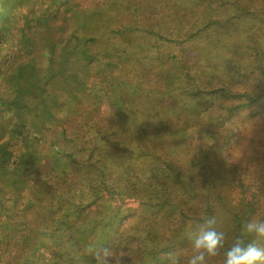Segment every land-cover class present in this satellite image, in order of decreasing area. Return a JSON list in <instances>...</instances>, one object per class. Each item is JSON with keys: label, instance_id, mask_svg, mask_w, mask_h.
<instances>
[{"label": "trees", "instance_id": "16d2710c", "mask_svg": "<svg viewBox=\"0 0 264 264\" xmlns=\"http://www.w3.org/2000/svg\"><path fill=\"white\" fill-rule=\"evenodd\" d=\"M76 1L0 0V264H96L90 245L186 264L212 215L224 264L264 220V145L235 157L259 151L264 0H128L113 20Z\"/></svg>", "mask_w": 264, "mask_h": 264}, {"label": "clouds", "instance_id": "9594fccd", "mask_svg": "<svg viewBox=\"0 0 264 264\" xmlns=\"http://www.w3.org/2000/svg\"><path fill=\"white\" fill-rule=\"evenodd\" d=\"M221 155L226 158L224 154ZM217 226V216L203 218L198 230L190 236L193 254L187 258L186 264H208V258L220 254L226 234L218 230ZM243 232L256 239L245 242V239L237 238L225 252L224 264H264V247L260 246V241L264 240V220H247L243 225ZM87 252L96 264H109V258L113 257L110 248L105 246L90 245ZM181 255L180 251L163 254L168 264H181ZM115 264H120V261H115Z\"/></svg>", "mask_w": 264, "mask_h": 264}, {"label": "rangeland", "instance_id": "374dc122", "mask_svg": "<svg viewBox=\"0 0 264 264\" xmlns=\"http://www.w3.org/2000/svg\"><path fill=\"white\" fill-rule=\"evenodd\" d=\"M128 0H77L76 2L79 4V13L82 12V10H84L85 13L88 12H93L97 9H101L106 13V17H108L109 19L113 20L114 18L117 19L119 17H122V10L119 9V6H124L123 4L126 3ZM260 2V1H259ZM65 16H60L56 22L54 24H52L51 26L54 28H58L60 26H62V24L65 23L64 20ZM72 23V22H71ZM53 28V29H54ZM51 29V28H50ZM47 31H44L42 34H39L36 38H34V42L36 43V45H38L39 50L37 52L38 57L42 56L41 52L44 50L45 45L47 44L46 42L48 41V34H45ZM44 36H40L43 35ZM53 34L54 36L52 37L53 39H57L59 36V33L54 32L53 30L51 32H49V35ZM259 38H260V42H262V44L264 45V32H261L259 34ZM241 40V43L245 44V41H243V39H239L238 41ZM248 41V40H247ZM100 46H102L103 48L106 46V43H102L100 44ZM261 50H264V46ZM228 51V50H227ZM226 51V52H227ZM95 68L92 70L93 73L96 72L97 68L96 66H94ZM225 104H228L225 103ZM263 119L259 120L257 127L255 128L256 130V135L253 139L254 143H257L256 145L259 146V151L254 150L253 152V148L252 145L250 144L248 147V140H243L240 142V145L237 146V152L235 153V157L236 160H241L242 164L244 165V163H247V156L246 153H255V154H262L263 152V148L261 147V144L264 145L263 140L261 135H259L258 133V129L262 128V124H263ZM172 139H168V142H171ZM167 144V143H166ZM171 144H174L173 142L168 143V145L171 147ZM172 151V154H169V152H167V154H169L171 156L172 159H176V158H180L183 152H180L181 149L179 147H175L174 151ZM247 151V152H246ZM244 162H243V161Z\"/></svg>", "mask_w": 264, "mask_h": 264}]
</instances>
